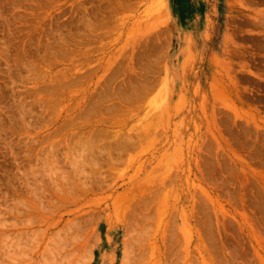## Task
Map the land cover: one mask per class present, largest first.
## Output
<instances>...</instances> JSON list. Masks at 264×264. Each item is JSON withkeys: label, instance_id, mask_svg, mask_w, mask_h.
<instances>
[{"label": "rangeland", "instance_id": "1", "mask_svg": "<svg viewBox=\"0 0 264 264\" xmlns=\"http://www.w3.org/2000/svg\"><path fill=\"white\" fill-rule=\"evenodd\" d=\"M127 249L264 264V0H0V264Z\"/></svg>", "mask_w": 264, "mask_h": 264}, {"label": "bare ground", "instance_id": "2", "mask_svg": "<svg viewBox=\"0 0 264 264\" xmlns=\"http://www.w3.org/2000/svg\"><path fill=\"white\" fill-rule=\"evenodd\" d=\"M130 67H131V66H130ZM135 71H136V70H135ZM216 86H217V85H216ZM218 89H219V88H217V90H218ZM145 90H146V89H145ZM216 93H217V91H216ZM160 124H161V123H160ZM21 248H22V247H21ZM21 248H20V249H21ZM24 248H26V247L23 246V250H25ZM27 248H28V247H27ZM134 250H135V249H134ZM20 251H21V250H20ZM27 251H28V249H27ZM129 254H130V253H129L128 249H127L126 252H125V255H126V256L124 257L125 259L123 258V259H124L123 262L125 261L126 264H127L128 262H130V261H129V260H130V259H129V258H130V257H129ZM142 254H143V253H142ZM133 255H134V253L131 254V256H133ZM143 256H144V255H142V258H143L142 260H144L145 258H147V257H145V256L143 257ZM137 257H138V256H137ZM137 257H136V258H137ZM210 257H211V258L208 257V259H210V261H211V260L213 259V257H212V256H210ZM131 258H132V257H131ZM148 258H149V257H148ZM140 260H141V259H140ZM142 260H141V261H142ZM134 261H135V259H134L133 261H131L129 264H132V263L134 264ZM213 261H214V260H213ZM213 261H211V262H213ZM139 262H140V261H139ZM155 262H156V261H155ZM125 263H124V264H125ZM157 263H158V262H157ZM213 264H214V263H213Z\"/></svg>", "mask_w": 264, "mask_h": 264}]
</instances>
